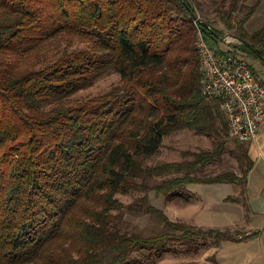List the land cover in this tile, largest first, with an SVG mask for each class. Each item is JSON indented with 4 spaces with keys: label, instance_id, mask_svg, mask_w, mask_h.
<instances>
[{
    "label": "trees",
    "instance_id": "16d2710c",
    "mask_svg": "<svg viewBox=\"0 0 264 264\" xmlns=\"http://www.w3.org/2000/svg\"><path fill=\"white\" fill-rule=\"evenodd\" d=\"M189 3L0 0V264H155L176 246L190 253L209 239L256 235L170 221L148 197L153 190L185 200L188 183L238 182L230 172L197 175L220 158L215 136H229L218 99L200 91L194 34L199 28L212 45L214 29L193 20ZM218 15L246 52L261 57L264 25L249 34L244 17L230 24ZM73 38L84 46L68 50ZM109 71L121 84L64 103ZM185 128L210 138V149L146 164L164 134ZM229 138L245 161L244 178L250 160ZM130 192L142 194L115 198ZM144 214L157 223L154 232L123 227L124 216Z\"/></svg>",
    "mask_w": 264,
    "mask_h": 264
},
{
    "label": "rangeland",
    "instance_id": "374dc122",
    "mask_svg": "<svg viewBox=\"0 0 264 264\" xmlns=\"http://www.w3.org/2000/svg\"><path fill=\"white\" fill-rule=\"evenodd\" d=\"M195 11L194 21L206 23L214 29L213 38L216 43L211 41L221 51H225L228 46L238 51V57L250 65L253 75L264 83V38L260 42L263 51L261 57L252 56L246 52L235 41L232 36L234 29H229L225 24L220 22L218 13L223 15L230 24H235L243 17L244 30L251 34L253 31L264 25V0H188ZM232 33V34H231ZM77 38V37H76ZM73 38V45L68 48H82L84 43H77ZM209 39V38H207ZM195 40V39H194ZM32 63H37L36 60ZM37 63L33 67H37ZM120 83L119 75L116 72H104L97 76L90 85L75 91L72 95L65 98V104H72L74 101H84L87 99L97 98ZM162 143L158 150L145 159L148 165H157L161 162H173L181 158L182 153L187 151L207 150L210 149L211 139L205 136H196L187 128L173 130L162 136ZM218 144L221 143L222 153L219 160L210 163L198 171L197 175L215 174L219 172L232 173L238 178V183L243 184L241 170L245 161L237 158L241 152L236 150L233 141L223 135L215 136ZM188 158V157H187ZM239 159V161L237 160ZM158 184L156 181L148 180L147 184ZM187 192V199L183 197L166 200L164 195H155L153 190L148 192V197L152 206L161 209L164 215L170 221H182L185 224L199 226L201 229L213 228V230H227L233 232L237 237H245L244 228L241 226L230 227L237 219L236 212L241 207L236 203L226 202L224 198L231 194L230 187L226 183H188L184 187ZM141 192H130L128 194H115V198L122 203L131 202L136 199ZM240 199V197H238ZM125 229H135L148 235L158 229L157 223L154 222L147 214L144 215H126L122 221ZM176 252L164 253L155 264H264V231L259 235L251 236L245 240L228 241L222 240L213 244L206 240L204 248L197 252L186 253L182 248L175 247ZM212 258V261H211Z\"/></svg>",
    "mask_w": 264,
    "mask_h": 264
},
{
    "label": "built area",
    "instance_id": "2783aa9c",
    "mask_svg": "<svg viewBox=\"0 0 264 264\" xmlns=\"http://www.w3.org/2000/svg\"><path fill=\"white\" fill-rule=\"evenodd\" d=\"M194 39L202 72L201 93L218 99L227 136L239 143L253 141L257 133L264 131V83L231 46L221 51L210 45L199 28Z\"/></svg>",
    "mask_w": 264,
    "mask_h": 264
},
{
    "label": "crops",
    "instance_id": "0c3cea01",
    "mask_svg": "<svg viewBox=\"0 0 264 264\" xmlns=\"http://www.w3.org/2000/svg\"><path fill=\"white\" fill-rule=\"evenodd\" d=\"M253 141L242 143L250 160V167L247 169L243 184L238 182H217L226 183L230 187L231 194L226 202L236 203L241 207L236 212V222L230 227L241 226L244 234L264 231V131L256 134ZM240 197V199H238Z\"/></svg>",
    "mask_w": 264,
    "mask_h": 264
},
{
    "label": "water",
    "instance_id": "95a60500",
    "mask_svg": "<svg viewBox=\"0 0 264 264\" xmlns=\"http://www.w3.org/2000/svg\"><path fill=\"white\" fill-rule=\"evenodd\" d=\"M235 39H236V38H235ZM236 40H237V41H238V40H240V41H241V39H239V38H238V39H236Z\"/></svg>",
    "mask_w": 264,
    "mask_h": 264
}]
</instances>
